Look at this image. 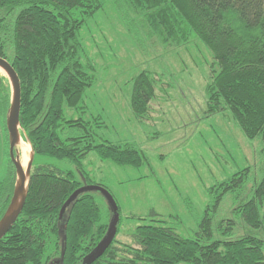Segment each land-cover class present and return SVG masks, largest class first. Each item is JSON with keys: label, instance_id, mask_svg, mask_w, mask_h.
Here are the masks:
<instances>
[{"label": "trees", "instance_id": "1", "mask_svg": "<svg viewBox=\"0 0 264 264\" xmlns=\"http://www.w3.org/2000/svg\"><path fill=\"white\" fill-rule=\"evenodd\" d=\"M138 44L176 49L200 40L217 66L206 86L209 115L230 112L244 136L264 137V0H111ZM105 0H0V57L7 59L21 81V134L37 156L74 164L72 171L33 163L24 209L0 241V264H88L105 238L113 214L104 216L92 192L81 194L61 217L72 194L92 185L82 168L95 152L102 161L141 168L148 158L133 142H97L98 119H66V109L86 113V93L96 81V68L85 53L81 32L103 10ZM157 77L143 70L133 79L130 104L143 120L156 97ZM12 87L0 74V137L9 146L7 117ZM101 122V123H100ZM243 169L219 188L211 189L193 238H183L161 220L140 225L132 244L115 240L92 264H264V241L244 236L215 240L214 214L223 197L249 179ZM13 169L0 182V219L10 205L16 184ZM251 200L236 209L245 225L264 227V174ZM107 189V188H106ZM115 198V197H114ZM117 202V201H116ZM118 204V203H117ZM119 207V205H118ZM143 220V219H141ZM235 222L221 220L219 230Z\"/></svg>", "mask_w": 264, "mask_h": 264}, {"label": "rangeland", "instance_id": "2", "mask_svg": "<svg viewBox=\"0 0 264 264\" xmlns=\"http://www.w3.org/2000/svg\"><path fill=\"white\" fill-rule=\"evenodd\" d=\"M81 40L96 68V81L86 93L85 115L66 109L65 118L85 116L95 120L100 116L104 125L93 126L97 142H133L148 158L138 169L102 161L95 152L82 161V170L92 185L107 188L119 205L117 241L132 244L130 235L138 226L158 220L183 238L195 237L213 200L209 191L216 188V196L221 183L246 168L250 169L249 179L240 190L225 195L214 214L211 241L244 236L264 241V227L253 229L236 213L240 204L252 199L264 174V137L246 138L228 111L208 114L206 86L217 66L203 42L196 39L176 49L138 44L111 0H105L103 10L87 21ZM143 70L150 71L158 81L150 113L141 120L134 115L130 98L133 79ZM1 138L0 163L5 166L9 146L1 150ZM21 138L28 144L22 134ZM17 150L21 160L29 162L31 152H23L20 144ZM33 163L72 171L85 183L83 172L74 164L42 156ZM2 169L0 182L5 177ZM92 194L104 216L110 215L111 208L102 193ZM221 220L234 221L235 228L230 232L219 230Z\"/></svg>", "mask_w": 264, "mask_h": 264}, {"label": "water", "instance_id": "3", "mask_svg": "<svg viewBox=\"0 0 264 264\" xmlns=\"http://www.w3.org/2000/svg\"><path fill=\"white\" fill-rule=\"evenodd\" d=\"M0 68L5 71L9 82L12 87V99L11 106L7 117V129L9 133V146H10V156L12 162L15 166L16 170V184L14 188V194L11 200L9 207L6 212L0 219V241L10 232L15 223L17 222L19 216L21 215L27 195H28V186L29 179L31 175V170L34 162V153L31 149L30 159L27 165V168L24 169L22 165V160L20 158V154L15 156V150L17 146L20 144L21 138V126H20V112H21V81L20 78L13 68L12 64L2 57H0ZM98 191L102 193L104 198L107 200L113 218L110 223L108 232L105 238L101 241V243L96 248L95 252L90 256L87 263L92 264L99 258H101L108 248L112 245L113 241L116 238L118 224L120 221L119 207L116 202V199L112 195V193L98 185H85L75 191L72 196L68 199L66 204L63 206L61 210V217L65 213L66 209L71 206L75 200L83 193Z\"/></svg>", "mask_w": 264, "mask_h": 264}, {"label": "flooded vegetation", "instance_id": "4", "mask_svg": "<svg viewBox=\"0 0 264 264\" xmlns=\"http://www.w3.org/2000/svg\"><path fill=\"white\" fill-rule=\"evenodd\" d=\"M1 140H2V138H1ZM2 144V146H1V150H5L6 148H5V146H6V143H5V139L3 138V142L1 143ZM9 152H8V156H9V158L6 160V165L5 166H3L1 163H0V169L1 168H3L2 169V171H4V173H5V177H4V180L7 178V174H8V172L11 170V168H12V166H13V169H14V171L16 172V170H15V166H14V164H13V162H12V159H11V156H10V146H9V150H8ZM15 156H17V154H19V152H18V150L16 149L15 150ZM2 155H4V154H2ZM20 158H21V156H20ZM3 180V181H4ZM2 181V182H3ZM13 194H14V191H13ZM13 194H12V197H13ZM11 200H12V198H11ZM11 200H10V203H11Z\"/></svg>", "mask_w": 264, "mask_h": 264}, {"label": "bare ground", "instance_id": "5", "mask_svg": "<svg viewBox=\"0 0 264 264\" xmlns=\"http://www.w3.org/2000/svg\"><path fill=\"white\" fill-rule=\"evenodd\" d=\"M0 73H1L2 75H5V74H6L5 71L2 70L1 68H0ZM20 145H21V149H22L23 152L26 151L27 153L30 154V152H31V147H30V145L24 143L22 140L20 141ZM23 157H26V156H23ZM25 160H26L25 158H22V165H23L24 168H25V166H26L27 163H28V162L25 163ZM27 161H29V159H28Z\"/></svg>", "mask_w": 264, "mask_h": 264}]
</instances>
